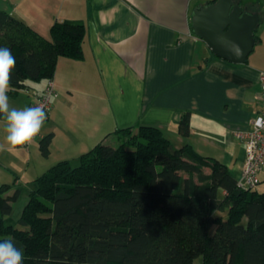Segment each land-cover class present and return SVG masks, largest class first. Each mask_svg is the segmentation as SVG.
<instances>
[{
    "label": "trees",
    "instance_id": "trees-1",
    "mask_svg": "<svg viewBox=\"0 0 264 264\" xmlns=\"http://www.w3.org/2000/svg\"><path fill=\"white\" fill-rule=\"evenodd\" d=\"M86 32L66 20L46 38L0 11V47L16 57L8 95L53 79L60 58L83 60ZM190 130L188 111L179 133ZM115 133L120 145L102 141L78 166L64 159L38 176L17 222L21 189L2 186L0 239L23 249V264H264V191L240 186L226 164L191 144L175 147L158 127ZM53 138L40 141L45 157Z\"/></svg>",
    "mask_w": 264,
    "mask_h": 264
},
{
    "label": "crops",
    "instance_id": "crops-1",
    "mask_svg": "<svg viewBox=\"0 0 264 264\" xmlns=\"http://www.w3.org/2000/svg\"><path fill=\"white\" fill-rule=\"evenodd\" d=\"M210 1L0 0V11H9L46 38L55 22H80L87 29L84 59L58 61L53 80L59 96L39 139L9 146L0 118L1 188L10 184L9 194L17 188L22 194L23 186L59 161L79 159L117 130L140 125L160 128L177 148L191 144L200 154L219 159L240 181L246 151L235 132L250 128L262 108L264 0H233L260 15L255 48L242 64L217 57L196 35L195 11ZM38 83L8 95L10 107L29 106L47 85ZM188 111L191 130L183 137L179 123ZM50 133L54 138L45 157L40 141Z\"/></svg>",
    "mask_w": 264,
    "mask_h": 264
},
{
    "label": "water",
    "instance_id": "water-1",
    "mask_svg": "<svg viewBox=\"0 0 264 264\" xmlns=\"http://www.w3.org/2000/svg\"><path fill=\"white\" fill-rule=\"evenodd\" d=\"M258 13H249L233 0H218L195 11L193 29L217 57L235 64L245 63L256 44L254 31ZM1 189V185H0ZM240 190L235 194H239Z\"/></svg>",
    "mask_w": 264,
    "mask_h": 264
},
{
    "label": "clouds",
    "instance_id": "clouds-1",
    "mask_svg": "<svg viewBox=\"0 0 264 264\" xmlns=\"http://www.w3.org/2000/svg\"><path fill=\"white\" fill-rule=\"evenodd\" d=\"M16 65V57L8 47H0V118L6 122L5 141L11 146L23 145L38 135L46 113L41 107H10L8 96L9 73ZM23 249L12 239H0V264H23Z\"/></svg>",
    "mask_w": 264,
    "mask_h": 264
},
{
    "label": "built area",
    "instance_id": "built-area-1",
    "mask_svg": "<svg viewBox=\"0 0 264 264\" xmlns=\"http://www.w3.org/2000/svg\"><path fill=\"white\" fill-rule=\"evenodd\" d=\"M259 83L262 94V108L250 128L235 132L236 137L243 141L246 151L241 180L239 181V185L242 187H256L260 183V173L264 168V71L259 74ZM58 96L59 92L54 80L48 79L43 93L32 101L29 106L43 108L46 117H48L53 100ZM37 136H40V133Z\"/></svg>",
    "mask_w": 264,
    "mask_h": 264
},
{
    "label": "rangeland",
    "instance_id": "rangeland-1",
    "mask_svg": "<svg viewBox=\"0 0 264 264\" xmlns=\"http://www.w3.org/2000/svg\"><path fill=\"white\" fill-rule=\"evenodd\" d=\"M35 85H40V83L36 82ZM38 139L40 136H36ZM121 139L119 138L118 135L116 134H113L111 135L108 140L105 141L106 144L108 145H112V146H118L121 144ZM80 163V160L79 159H75V160H72V164L74 166H78ZM34 183H30L28 185V187H25L23 186L22 187V194L20 196V198L17 200V202H15L14 204V211L11 215L12 219L17 222L18 219L20 218V216L22 215V212H23V209L25 207V205L27 204L28 200H29V193L32 189V187H34ZM257 188V190L263 192L264 191V179L255 187ZM225 215V213H223ZM197 262H201V259H198Z\"/></svg>",
    "mask_w": 264,
    "mask_h": 264
}]
</instances>
